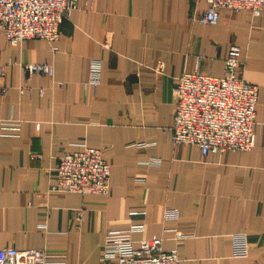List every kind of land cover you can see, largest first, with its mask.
<instances>
[{
    "label": "crops",
    "instance_id": "0c3cea01",
    "mask_svg": "<svg viewBox=\"0 0 264 264\" xmlns=\"http://www.w3.org/2000/svg\"><path fill=\"white\" fill-rule=\"evenodd\" d=\"M206 7L80 0L60 24L57 51L43 39L12 46L0 31V120L21 121L19 136H0V248L43 250L49 264H116L102 259L104 236L143 224L134 245L158 236L181 264H264V10L221 8L212 25L195 18ZM232 45L240 76L258 87L252 148L203 156L172 143L177 77L224 75ZM91 58L102 65L96 87ZM45 61L52 77H26L23 64ZM81 144L109 164L107 195L51 189L57 158ZM236 232L246 234V258L231 255Z\"/></svg>",
    "mask_w": 264,
    "mask_h": 264
},
{
    "label": "built area",
    "instance_id": "2783aa9c",
    "mask_svg": "<svg viewBox=\"0 0 264 264\" xmlns=\"http://www.w3.org/2000/svg\"><path fill=\"white\" fill-rule=\"evenodd\" d=\"M80 0H0V31L6 41L16 46L27 39L48 41L57 51L62 21L78 7ZM207 7L195 18L203 24H216L219 10H249L258 15L264 10V0H206ZM243 62L236 45L229 48L224 61L226 73L222 76L197 71L182 73L174 88L175 111L170 140L174 144L194 145L203 156L226 151H248L252 148L253 125L258 87L240 76ZM163 63L157 65L162 71ZM26 77L33 74L52 77V64L25 63ZM101 61L91 58L88 63L87 83L96 87L101 81ZM5 67L0 63V79ZM61 85V83H58ZM7 86L0 87L5 95ZM21 121L0 120V136H19ZM80 149L66 152L57 158L56 183L52 190L80 194L107 195L110 188V166L101 150L85 144ZM44 227V225H42ZM143 224H132L126 229L110 231L101 244L105 263L116 264H181L176 249L162 250L158 236L145 238L135 246L132 233L143 231ZM183 235L177 234V237ZM18 254L22 261L18 262ZM231 255L246 258L247 237L244 232L231 235ZM49 255L39 249L19 253L13 247L0 248V264H49Z\"/></svg>",
    "mask_w": 264,
    "mask_h": 264
}]
</instances>
